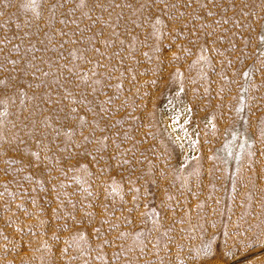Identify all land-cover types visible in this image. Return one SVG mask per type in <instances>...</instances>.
<instances>
[{"label": "rangeland", "instance_id": "1", "mask_svg": "<svg viewBox=\"0 0 264 264\" xmlns=\"http://www.w3.org/2000/svg\"><path fill=\"white\" fill-rule=\"evenodd\" d=\"M201 261L264 264V0H0V264Z\"/></svg>", "mask_w": 264, "mask_h": 264}, {"label": "bare ground", "instance_id": "2", "mask_svg": "<svg viewBox=\"0 0 264 264\" xmlns=\"http://www.w3.org/2000/svg\"><path fill=\"white\" fill-rule=\"evenodd\" d=\"M169 128H170V126H169ZM201 157V156H200ZM204 157V156H203ZM197 175V174H196ZM212 180V179H211ZM205 183V182H204ZM211 192V191H210ZM208 196H212V194L210 193ZM202 208H203V213L205 212V207H204V205H202ZM202 219H204V218H202V216L201 215H199L198 217H196L195 218V220H197L195 223L197 224V225H200L201 224V222H202ZM216 261H217V259H216ZM210 262V261H209ZM209 262H207V261H201V263H199V264H215V263H209ZM218 262V261H217ZM217 264V263H216ZM218 264H223V263H218Z\"/></svg>", "mask_w": 264, "mask_h": 264}]
</instances>
